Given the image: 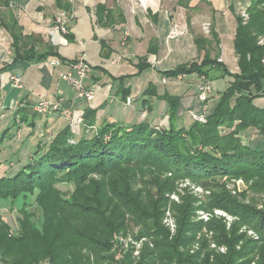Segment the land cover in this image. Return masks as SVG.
<instances>
[{
    "label": "trees",
    "instance_id": "trees-1",
    "mask_svg": "<svg viewBox=\"0 0 264 264\" xmlns=\"http://www.w3.org/2000/svg\"><path fill=\"white\" fill-rule=\"evenodd\" d=\"M57 3L67 11L68 4L64 0H57ZM104 11L99 8L98 14L102 15ZM245 14L247 21L242 15L236 18L234 50L239 60L238 73H230L220 61L221 42L212 28L210 38L197 40L204 53L202 60L162 72L163 78L168 79L190 74H198L208 82L219 77L229 78V86L219 92L221 100L207 116L206 123L194 121L190 129L181 127L175 106H171L168 124L161 127L148 121L132 125L105 121L94 135L79 138L68 125L50 141L38 145L29 164L11 176L0 175V201L10 199L15 202L23 198L27 202L34 196L43 211L41 229L23 214L16 235H11L9 225L0 217V264H40L43 261L92 264L89 254L102 259V254L112 249L109 238L113 233H127L130 221L126 220L127 215L135 218L137 225L150 222L153 228L159 229L161 212L149 216V207L131 192L134 178L142 177L146 182L148 176L160 196L177 190L186 180L204 187L217 178H245L252 181L253 189L264 192V44H260L264 38V0H251ZM8 28L13 38V59L3 71L18 62L39 63L49 57H56L62 67L79 59L67 60L53 49L40 52L38 43L33 37L24 35L15 20ZM70 34L69 31L64 35L69 41L74 39ZM137 66L142 71L149 68L142 58L137 59ZM152 89L151 84L145 95L157 94ZM122 99L126 101L127 95ZM208 100L204 103L206 106ZM19 112L21 110L15 114ZM97 117V109L86 110L82 128H95ZM28 119L27 114L21 122H30ZM34 123L33 119L29 126ZM249 131H254L257 138L245 142L246 137L250 139ZM93 176H100V181L95 184ZM64 178L77 185L73 199L82 195V186L95 185L96 188L91 189L96 198L95 205L62 196L55 186L65 182ZM108 178L112 183H107ZM224 191L223 186L215 187L205 209L227 211L223 202H230V199L221 193ZM152 198L149 200L153 202ZM231 204L235 206L233 215L239 224L253 229L259 236L255 243L261 245L254 248L256 253L248 250L246 241L238 250L237 244L244 242L246 236L231 234L224 224H220L215 228V240L226 245L228 253L218 256L216 264H251L257 254L259 261L256 264H264V210L237 202ZM163 207L164 203L161 204ZM194 210L192 200L177 208L178 237L170 241L161 234L162 239H157L155 250L148 252L150 259L169 264H182L189 259L180 250L191 246L195 234L204 228L203 222L193 220ZM109 260L120 264L119 260Z\"/></svg>",
    "mask_w": 264,
    "mask_h": 264
},
{
    "label": "crops",
    "instance_id": "crops-1",
    "mask_svg": "<svg viewBox=\"0 0 264 264\" xmlns=\"http://www.w3.org/2000/svg\"><path fill=\"white\" fill-rule=\"evenodd\" d=\"M64 3L68 4L66 12L74 16V20L68 23L70 35L74 37L70 41L65 36L53 32L56 17L65 12L59 7L57 0H0V63H4L6 58L8 62L4 63V67L12 63L13 38L8 27L13 20L22 28L24 35L33 37L38 43L37 50L40 52L53 49L67 60H74L84 55L93 67L86 86L96 89L95 99L91 102L83 100L75 103L72 100V105H77L75 108L66 101L63 102V106L71 111L73 119L83 118L88 109H97L98 119L95 128H99L105 121L124 125L148 121L152 125H166L164 107H158L156 95L154 97L145 95L152 82L149 80L147 83L145 81L137 83V81L146 72L150 79V76L156 75V72L160 73L162 68L165 72L176 69L175 65L183 61L189 63L202 60L204 53L200 51L197 40L201 37H211L202 33L205 23L211 24L214 33L219 36L220 59L224 63L223 39L226 37L227 40L234 41L237 27L232 26L229 11L235 12L236 4L239 7L244 6L243 0L237 2L235 0H64ZM99 8L105 9L102 15L98 14ZM225 9L228 12L224 11ZM175 26L185 34L176 40H169V33ZM223 31L227 33L225 36ZM118 58L120 62L114 64L112 61ZM138 58L144 59L149 68L142 71L137 66ZM54 60L57 58L49 57L39 63L18 62L6 71L7 74L1 75H7L5 80L13 75L19 76L22 80V90L11 88L17 92L16 105H14L16 109L21 103L24 106L25 104L34 106L36 104L34 99L40 101L48 97L52 98L53 95L59 97L60 92L57 91L60 90L61 83H66L59 79L58 74L66 67L52 66ZM20 64L26 65L27 69L20 72ZM127 70L132 71L129 78L123 75L126 74L123 71ZM237 70L239 72V67ZM121 78L123 79L119 80ZM166 79L167 83L161 81L162 85L181 83H174L171 78ZM135 80L136 84L141 86L134 85ZM202 80L204 82L205 79L202 77ZM2 87L4 91L1 101L8 95L7 86ZM21 91H31L32 95H35L31 98H34L33 102L26 98L20 100L18 96L22 94ZM124 95L130 99L129 105L127 100L122 99ZM26 97L29 98L28 95ZM62 98L58 99L62 100ZM82 102L85 104L82 105ZM93 103L96 104L91 105ZM122 107L125 108L124 112L121 111ZM55 115L57 114L46 116L49 127L53 126L50 117ZM13 117L10 121L14 120Z\"/></svg>",
    "mask_w": 264,
    "mask_h": 264
},
{
    "label": "rangeland",
    "instance_id": "rangeland-1",
    "mask_svg": "<svg viewBox=\"0 0 264 264\" xmlns=\"http://www.w3.org/2000/svg\"><path fill=\"white\" fill-rule=\"evenodd\" d=\"M235 1L237 2L238 0ZM243 4V7H239V5L236 4L235 12L229 11L230 17H232V26L234 27L237 26V16H243L246 13L247 8L251 4V0H243ZM224 11L228 12L227 9ZM188 15L189 13H187V16ZM211 28L212 26L210 27L209 33H206L203 30L202 33L204 32L206 34L203 35L210 37ZM225 31H223L224 36L227 34H225ZM228 33L233 32L228 31ZM260 44H264V38H261ZM222 52L224 54L223 58L225 66L233 74L238 72V58L236 57L234 51V41L231 39L227 40V38L224 37ZM5 62H8L7 58L4 60V63ZM4 63H0V99L2 98V93L4 91V87L2 86H7L8 95L5 97V99H2V101L0 100V175L11 176L16 173L18 169L30 163V159L34 157L38 145H40L43 141H50L51 138L57 136L60 131L66 129L68 125H71L70 123H72L74 119L71 116V118L68 117L62 119L61 117L55 115L54 117H50L51 120H53L51 123L53 126L49 127L46 122V117L44 118L38 113H35L34 106L27 104L24 106L21 103L20 108L16 109V106L14 107V105H16L15 100L17 98V92L14 90L15 88L13 85L9 82L11 78L8 77V80H5V76L7 75L1 76L7 74L6 71H3ZM184 64H187V62L183 61V63H180L179 65ZM179 65H175L176 68ZM19 67L20 72H23L27 69L26 65L24 64H20ZM162 69H160V73L158 71V73L156 72V75L150 76V79L148 77L149 74L147 72L144 73L142 78H140L137 83L144 81L147 83L149 80L152 82V87L157 93L155 94V100L158 102V107L161 108L163 106L164 114H166V120H164V124H168L169 120V114L166 109H169L171 106H175L176 115L179 117L178 125L190 129L195 123L194 119L190 115V112L202 114L204 111L205 105L199 100L200 86L204 84L202 77L198 74L183 75L182 81L179 85H162L161 81L164 77L162 73L164 70ZM123 72L126 73L123 75L126 76V78H129V74H131L132 71L130 72L127 70ZM46 74L48 73L46 72ZM50 76L51 75L48 74L49 78H51ZM4 80L6 83H4ZM210 82L213 86V92L207 96L209 100L205 111L206 118L210 113L213 112L214 108L220 102L221 98L219 96V92H224L229 86V78L226 77L222 79L219 77L213 79ZM133 84L137 87H139V85L141 86V84H136V80L133 82ZM21 92L22 94L18 96V98L20 97V100L26 98L28 101L33 102L32 100L34 98H31L35 97V95H32L31 91ZM59 92L60 95L58 96L60 98L65 96V99L62 98V104H64L63 102L66 101L68 104L72 105V100L74 103L79 101L77 93L70 89L67 84L61 83L60 90L57 91V93ZM26 95H28L29 98H27ZM59 97L56 95L52 96L53 99H58ZM165 97L167 98L164 99ZM50 98L51 97H48V99ZM34 100L36 103L39 101L38 99ZM262 102H264V100ZM83 104L85 103L82 102V105ZM94 104L96 103L91 105ZM76 106V104L72 105L73 108ZM18 110H21V112H19V114H15ZM121 111L124 112L125 108L122 107ZM27 114L29 117L28 120L30 122L34 119V125L29 126L30 122H21V119H23V117ZM12 117L15 118V120L10 121ZM71 127L72 129L76 130L74 131L77 133L79 138L83 135L92 136L97 131L96 129H98L93 128L92 130H85L81 125H71ZM158 127H161V124H159ZM222 132L225 133V131ZM249 132H251V134L249 133L250 139L248 138L247 140V137L246 139L244 138L245 142H249L252 139L257 138L254 131ZM255 143L259 142L255 141ZM138 178L139 179L137 180H135L136 178L132 180V185L130 187L131 192L135 193L134 196L138 195L139 202H142V204H146L149 207V216H155L161 212L162 218L160 219V228H153L150 222H146V224L139 222L140 225H137L135 223L137 220L133 217H130V215H127L126 220H130L128 221L129 229L127 233L123 231L113 233L112 237L109 238V240H111L112 249L102 254L103 260L98 255L89 254L91 258L90 263L97 264V262H99L101 264H118L117 262H111L109 260L111 259L112 261L119 260L118 262L120 264H169L167 262L161 263L158 260L150 259L148 252L155 250V243L158 241L157 239H162L160 236L161 234H164L170 241H174V239L178 237L179 216L177 208L185 205L186 202L190 200H192V206L195 208V216L192 218L196 222H203L202 226H204V228L202 231L195 234L194 241L191 246H188L185 249L181 248L180 252H184L186 257L189 258L182 264H216V258L218 256L226 255L228 253L227 246L218 244L219 240H215V234L217 233L215 232V228L220 224H224L226 230L231 234L235 233L240 237L243 235L246 236V240L244 242L240 241L237 244L238 250L246 244V241H248V250H253L257 253V250L254 248L257 246L260 247L261 245L259 243H255L259 239L258 234L253 229L239 224L238 218L233 215L235 206L231 204V202H237L259 210H264V192H259L253 189L252 181H247L245 178H217L215 181L209 182V185L203 187L199 184L186 180L178 185L177 190L166 194V196H160L161 194L158 193L157 188L153 186L148 176L146 182H144V178ZM93 179L95 180L96 184L98 181H100L101 177L93 176ZM64 180L65 182L56 183L55 186V189L59 191L62 196L68 200H76L80 203H85V205H92V203L95 205L96 198L93 197L91 191V189L96 188L95 185L90 186L89 183H87L86 185L82 186V195L78 196L77 199H73L72 197L76 193L77 185H75L74 182L68 181L66 178H64ZM109 182L112 183V179L108 178L107 183ZM145 183L147 184L146 187H144ZM219 185L223 186V189L225 190L221 193H224L230 199V202H223V205L226 209H228V212L223 209H205V206L207 203H209V198L211 197L215 187ZM146 190H148L147 193H145ZM151 197H153V202L151 199L149 200ZM162 203H164L163 208H161ZM152 207L155 208V211H150ZM42 212V208L36 203V198L34 196L29 198L27 202L26 200L23 201V198H20L15 202H12L10 199L0 201V217L3 218V220L9 225L11 229V235L17 234L16 232L19 227L18 221L23 216V214L29 216L32 222L39 229H41L43 216ZM104 237L105 236L101 238L103 239ZM258 261L259 255L257 254L255 261H253L251 264H256ZM40 264L49 263L47 261H43ZM173 264H175V262H173Z\"/></svg>",
    "mask_w": 264,
    "mask_h": 264
},
{
    "label": "built area",
    "instance_id": "built-area-1",
    "mask_svg": "<svg viewBox=\"0 0 264 264\" xmlns=\"http://www.w3.org/2000/svg\"><path fill=\"white\" fill-rule=\"evenodd\" d=\"M245 21L248 20V16L246 14L243 15ZM74 20V16L68 14L67 12L60 13L55 19V25L53 27V32L61 35H68V23ZM210 24L204 25V31L206 33L210 32ZM185 32L175 26L169 33V40H176L182 37ZM221 61V60H220ZM114 64L120 62V59H115L112 61ZM52 66L54 67H62L59 60L52 61ZM93 71L91 64L88 62L87 58L83 55L76 62L68 64L64 71H60L58 76L59 79L64 81L72 90L77 93V97L79 101H87L91 102L95 99L96 89L93 87L86 86V81L89 78ZM172 81L174 83H179L182 81V77L179 76L177 78H173ZM13 87L17 90L23 89V83L19 76L13 75L10 80ZM163 83H167V79L163 78ZM213 92V86L211 82L205 81L202 86H200V100L205 103L208 99V94ZM127 104H130V99H127ZM207 106H204V111L202 114H195L194 112H190V115L196 122L206 123V111ZM35 113L46 117L50 114H57L61 118H68L71 116V111L65 108L62 104V100L59 99H41L34 105ZM83 123L82 117H77L73 120L72 126H80Z\"/></svg>",
    "mask_w": 264,
    "mask_h": 264
}]
</instances>
